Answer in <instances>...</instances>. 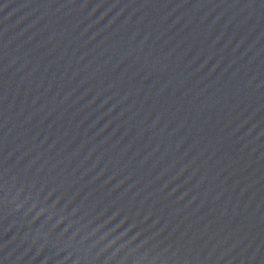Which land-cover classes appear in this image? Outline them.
Masks as SVG:
<instances>
[{"label": "water", "instance_id": "obj_1", "mask_svg": "<svg viewBox=\"0 0 264 264\" xmlns=\"http://www.w3.org/2000/svg\"><path fill=\"white\" fill-rule=\"evenodd\" d=\"M0 264H264V0H0Z\"/></svg>", "mask_w": 264, "mask_h": 264}]
</instances>
